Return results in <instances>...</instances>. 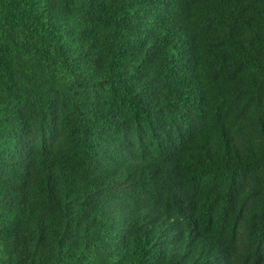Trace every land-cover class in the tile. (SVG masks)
Returning <instances> with one entry per match:
<instances>
[{
  "label": "trees",
  "instance_id": "16d2710c",
  "mask_svg": "<svg viewBox=\"0 0 264 264\" xmlns=\"http://www.w3.org/2000/svg\"><path fill=\"white\" fill-rule=\"evenodd\" d=\"M0 264H264V0H0Z\"/></svg>",
  "mask_w": 264,
  "mask_h": 264
}]
</instances>
